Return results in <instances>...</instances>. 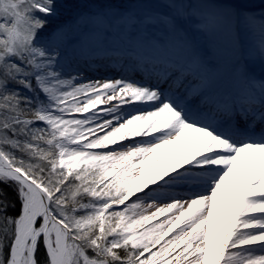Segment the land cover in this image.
<instances>
[{
  "label": "snow or ice",
  "instance_id": "1",
  "mask_svg": "<svg viewBox=\"0 0 264 264\" xmlns=\"http://www.w3.org/2000/svg\"><path fill=\"white\" fill-rule=\"evenodd\" d=\"M0 264H264V0H0Z\"/></svg>",
  "mask_w": 264,
  "mask_h": 264
},
{
  "label": "rangeland",
  "instance_id": "2",
  "mask_svg": "<svg viewBox=\"0 0 264 264\" xmlns=\"http://www.w3.org/2000/svg\"><path fill=\"white\" fill-rule=\"evenodd\" d=\"M256 70L259 71L258 66H257ZM102 74H103V73H102ZM100 75H101V74H100ZM97 76H99V75H97Z\"/></svg>",
  "mask_w": 264,
  "mask_h": 264
},
{
  "label": "bare ground",
  "instance_id": "3",
  "mask_svg": "<svg viewBox=\"0 0 264 264\" xmlns=\"http://www.w3.org/2000/svg\"><path fill=\"white\" fill-rule=\"evenodd\" d=\"M100 74L102 75V72H101V73H98V74H96V75H100ZM102 107H103V106H102Z\"/></svg>",
  "mask_w": 264,
  "mask_h": 264
}]
</instances>
